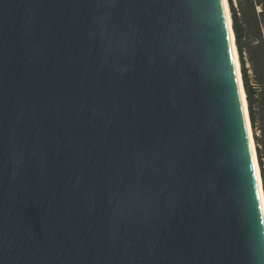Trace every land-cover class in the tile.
<instances>
[{
    "label": "water",
    "instance_id": "obj_1",
    "mask_svg": "<svg viewBox=\"0 0 264 264\" xmlns=\"http://www.w3.org/2000/svg\"><path fill=\"white\" fill-rule=\"evenodd\" d=\"M0 264H264L222 0H0Z\"/></svg>",
    "mask_w": 264,
    "mask_h": 264
},
{
    "label": "trees",
    "instance_id": "obj_2",
    "mask_svg": "<svg viewBox=\"0 0 264 264\" xmlns=\"http://www.w3.org/2000/svg\"><path fill=\"white\" fill-rule=\"evenodd\" d=\"M227 2L264 191V0Z\"/></svg>",
    "mask_w": 264,
    "mask_h": 264
},
{
    "label": "bare ground",
    "instance_id": "obj_3",
    "mask_svg": "<svg viewBox=\"0 0 264 264\" xmlns=\"http://www.w3.org/2000/svg\"><path fill=\"white\" fill-rule=\"evenodd\" d=\"M222 7H223L224 15H225L226 26H227L228 33H229L233 70H234V75H235V79L237 83L239 97H240L241 104H242L244 122H245L246 132L248 136L251 156L253 160L254 174L257 180L258 198H259L261 211L263 215V221H264V192H263L262 180H261L260 169H259L257 155H256L253 131H252L251 123L249 119L246 94H245L244 87H243V81H242V76H241V66H240L238 51L235 45V37H234L233 30H232L231 13L229 10V5H228L227 0H222Z\"/></svg>",
    "mask_w": 264,
    "mask_h": 264
},
{
    "label": "rangeland",
    "instance_id": "obj_4",
    "mask_svg": "<svg viewBox=\"0 0 264 264\" xmlns=\"http://www.w3.org/2000/svg\"><path fill=\"white\" fill-rule=\"evenodd\" d=\"M262 32H263V35H264V23L262 25ZM247 67H249V64H247ZM264 192V191H263Z\"/></svg>",
    "mask_w": 264,
    "mask_h": 264
}]
</instances>
